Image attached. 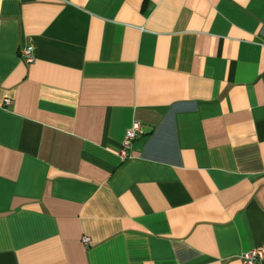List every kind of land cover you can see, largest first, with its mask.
Masks as SVG:
<instances>
[{
	"label": "crops",
	"instance_id": "crops-1",
	"mask_svg": "<svg viewBox=\"0 0 264 264\" xmlns=\"http://www.w3.org/2000/svg\"><path fill=\"white\" fill-rule=\"evenodd\" d=\"M255 246L264 0H0V264H241Z\"/></svg>",
	"mask_w": 264,
	"mask_h": 264
},
{
	"label": "built area",
	"instance_id": "built-area-1",
	"mask_svg": "<svg viewBox=\"0 0 264 264\" xmlns=\"http://www.w3.org/2000/svg\"><path fill=\"white\" fill-rule=\"evenodd\" d=\"M21 59L27 63L32 61L31 48L25 47L20 51ZM5 105L9 103V100H4ZM142 125L137 121H131L128 127L123 131V135L120 141V147L118 152V158L124 159L127 157L128 150L130 148L131 142L142 135ZM82 244H88L89 238L82 236L80 238ZM241 264H264V247L255 246L252 247L239 256Z\"/></svg>",
	"mask_w": 264,
	"mask_h": 264
}]
</instances>
